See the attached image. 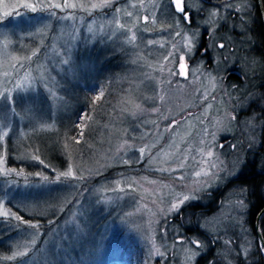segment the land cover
<instances>
[{
	"label": "rangeland",
	"instance_id": "374dc122",
	"mask_svg": "<svg viewBox=\"0 0 264 264\" xmlns=\"http://www.w3.org/2000/svg\"><path fill=\"white\" fill-rule=\"evenodd\" d=\"M49 2L64 0H0V176L31 168L40 178L2 182L0 213L10 215L0 217L17 231L0 264H196L207 253L216 258L204 264H233L217 235L238 229L242 192L210 216L181 209L236 175L242 143L258 145L260 124L237 118L246 87L225 81L234 63L239 75L259 73L252 45L220 48L219 15L199 0H184L190 22L171 0H68L83 7L63 10ZM204 31L210 60L197 52ZM113 56L118 69L102 71ZM61 134L67 161L44 164L39 140L53 145ZM30 211L59 216L42 239L38 229L18 232L11 215ZM190 225L211 238L187 234Z\"/></svg>",
	"mask_w": 264,
	"mask_h": 264
},
{
	"label": "trees",
	"instance_id": "16d2710c",
	"mask_svg": "<svg viewBox=\"0 0 264 264\" xmlns=\"http://www.w3.org/2000/svg\"><path fill=\"white\" fill-rule=\"evenodd\" d=\"M94 14L98 13L94 12ZM253 22L254 24L251 23L252 25L249 26V28L247 27L250 32L249 34H251L249 37L251 38V40L246 39L243 41V44H252L249 50H247V54L248 56H250V54L257 56L258 63H260L259 73H253L252 75L249 74V78L247 75H245V73H243V76L240 75L238 79L226 76L225 81L226 83L228 82L227 84H230V82L235 83V85L237 84L239 86V89H241L242 87H246L245 92L243 93V95H241L239 101L244 100V102H247V105L240 110L237 118L239 121L242 120L243 122L245 118L248 119L254 117L255 122L260 124L258 145L255 147H249L246 143H242L241 151H243V162L240 165L236 175L229 178L226 183H224V185L217 188L213 192L209 191L201 194L200 201L186 204L181 209L182 214L187 213L188 216H210L214 213H217L221 209V201L225 198V196H229L232 191L235 190H240L242 192L241 197L243 200L242 202L244 211L241 214L242 218L237 220L239 221L238 229H236L232 225H229L226 230V234L219 233L217 235L218 240H221L220 243L223 244V246H225V248L227 249V257H229L233 261V264H264V249L258 242L255 228L256 218L260 211L264 208V24L259 12L254 16ZM244 46L245 45H243V49ZM114 57L115 56L109 58L104 64H102V67L100 66V69L103 71L106 67V69L110 70V72L118 69L117 64L119 60L117 61V64H114L112 62ZM99 74H101V71L99 72ZM245 78L250 79V82H246ZM62 135L63 134L57 136L56 139L53 140V143H55L58 146L57 149H59L58 152L60 156L58 158L54 157V151H52V148L55 147V144L46 145L45 141L41 142V140H39L41 143V152L39 156L42 157L41 155H43L42 158L44 164L46 163L47 165H50L52 163V166H55L56 164H58L57 160L60 161L61 159L62 162L67 161L68 152L64 147L63 142L65 136ZM41 139H44V136H42ZM11 149L14 153L13 148L10 146L9 150ZM30 149L33 150L32 146L30 147ZM26 169L20 173L17 171V174L10 172L7 173L9 174L8 176H0V201L3 198H6V186H3L2 184L4 180L16 181L18 185L24 183L25 185L33 184L35 181L40 180L39 177L35 178L33 176L31 168H29L28 170ZM114 173L115 169H112L108 171L105 176L107 177L109 176V174L111 176ZM100 176L104 177V175ZM95 180L96 178H94L93 183H95ZM88 183H91V181ZM202 200H204V202ZM52 212H54V210ZM52 212L47 213L44 216H37L33 214L32 211H30L29 214L23 215V218H25L24 220H27L29 224L35 223L39 225L38 232L41 234L40 238L42 239L46 228L53 224V221H56L59 218V216L57 217ZM233 218L236 219L237 216L235 215ZM13 222V219H3V217H0V261L7 258L10 252H12V250H4L2 246L5 242L10 243L13 240L12 236L17 231L11 230L10 232V228L12 227ZM18 223L20 222L18 221ZM29 224L20 223L18 232L23 230V228H26L27 230L31 228ZM189 227H192V229L188 230ZM189 227L186 228L187 234L195 232V234L200 235L206 240L207 238H211L205 231H202L200 228L193 227V225H190ZM241 228H243L244 230L242 231ZM258 229L264 241V213L259 218ZM186 236L189 238L188 235ZM210 250H213V247H211ZM210 256L211 253H207L206 257L204 255L203 258H199L196 264H204V261L207 258H216L215 255L214 257L212 255L211 258ZM15 260H13V262ZM17 260L19 263L23 261V259L21 258H18Z\"/></svg>",
	"mask_w": 264,
	"mask_h": 264
},
{
	"label": "flooded vegetation",
	"instance_id": "af4514ba",
	"mask_svg": "<svg viewBox=\"0 0 264 264\" xmlns=\"http://www.w3.org/2000/svg\"><path fill=\"white\" fill-rule=\"evenodd\" d=\"M199 1L203 5L202 7L203 10L205 11L210 10V12H213L219 15L220 24L218 28L217 26L215 28V33H216L215 37H217V41H216L217 44H223L225 46L228 45L229 48L232 49L233 46H235V43H237V44H240L239 48L243 49L242 44H243L244 39L240 40L241 30L237 31V29H240L243 26V20L246 17H249V18L251 17L250 20H248L247 22L248 28L249 26L254 24L253 22L254 16L258 12L260 14L257 0H199ZM194 12L196 11L193 8L191 17L194 16ZM198 12H199V8H198ZM206 33L207 31H204L202 33V37H201L202 39L200 41V46L197 48V52L201 54L202 56L206 57L208 60H210L209 55H208L209 52L207 50V38L210 35H207ZM249 33L250 32L248 30L245 35L242 34V37L245 36V38H248V40H251V38H249L251 34ZM253 45H254V42H253ZM220 50H223V49H220ZM250 56H253L252 58L251 57L250 58L254 59V61L257 59L256 55L250 54ZM234 65L237 66L238 64L234 63ZM236 66L232 70L226 72L227 77H234L237 79L240 77L239 72L233 71L236 69ZM184 68H185V65L183 63L182 64L180 63V70Z\"/></svg>",
	"mask_w": 264,
	"mask_h": 264
},
{
	"label": "snow or ice",
	"instance_id": "6c2138e0",
	"mask_svg": "<svg viewBox=\"0 0 264 264\" xmlns=\"http://www.w3.org/2000/svg\"><path fill=\"white\" fill-rule=\"evenodd\" d=\"M107 3H108V0H106V4ZM171 3L174 5L175 10L183 15V19L185 21H189L190 22V14H189V12L186 10V8L184 6V0H171ZM78 6L83 7V5H77V4L69 3L68 0H64V3L63 4L49 2L48 5H47L48 8H52V9H62V10L63 9H74V8H76ZM24 7L25 8H31V10L33 12H35L37 10V7H44V5L43 4H38V5L25 4ZM91 7L95 8V7H97V5L93 4V5H91ZM53 14H55V13H53ZM219 47L223 48L224 45L223 44H220ZM97 99H99V97H97ZM208 155L211 156L212 155L211 152H209ZM0 163H3V160H0ZM71 174H72L71 173V169H69L68 172H62V173H60V176H70ZM37 175H39V173H37ZM44 179L47 180V177H44ZM56 179H59V177H57ZM188 199H189L188 196H185L184 197V201H187ZM172 208L175 210V209L178 208V205H175L174 204L172 206ZM0 215H3L5 217H7V216L10 215V213L3 212V213H0ZM11 215L13 216V218L15 220L19 221L21 224H29V222L27 220H24L21 216L15 215L14 213L11 214ZM29 226L31 228H34V229H38L39 228V225L38 224H35V223H30ZM192 243L196 244V247L197 248H199L201 246L200 243L197 242V241H192Z\"/></svg>",
	"mask_w": 264,
	"mask_h": 264
},
{
	"label": "water",
	"instance_id": "95a60500",
	"mask_svg": "<svg viewBox=\"0 0 264 264\" xmlns=\"http://www.w3.org/2000/svg\"><path fill=\"white\" fill-rule=\"evenodd\" d=\"M257 3H258V8L260 10V14H261V17H262V21H263V24H264V14H263V11H262V4H261V0H257ZM264 213V208L260 211V213L258 214L257 218H256V221H255V228H256V235H257V239H258V242L260 243V245L262 246V248L264 249V241H263V238L259 232V229H258V224H259V218L261 217V215ZM263 257H264V254H263Z\"/></svg>",
	"mask_w": 264,
	"mask_h": 264
}]
</instances>
